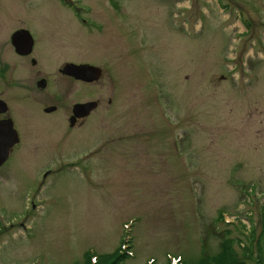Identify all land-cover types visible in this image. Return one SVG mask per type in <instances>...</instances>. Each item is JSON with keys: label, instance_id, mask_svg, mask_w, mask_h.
<instances>
[{"label": "rangeland", "instance_id": "1", "mask_svg": "<svg viewBox=\"0 0 264 264\" xmlns=\"http://www.w3.org/2000/svg\"><path fill=\"white\" fill-rule=\"evenodd\" d=\"M60 1L0 0V71L11 34L28 28L38 64L21 70L34 72L33 90L49 83L30 99L10 73L0 89L24 140L0 170V264H85L89 252L103 261L126 235L134 256L123 264L211 262L227 232L247 243L234 220L257 240L264 0H78L81 14ZM66 64L102 78L68 81ZM87 102L98 109L70 129L73 106ZM49 106L60 116H44Z\"/></svg>", "mask_w": 264, "mask_h": 264}, {"label": "flooded vegetation", "instance_id": "2", "mask_svg": "<svg viewBox=\"0 0 264 264\" xmlns=\"http://www.w3.org/2000/svg\"><path fill=\"white\" fill-rule=\"evenodd\" d=\"M20 30H22V29L20 28ZM20 30H18V31H20ZM18 31H16V32H18ZM15 33L11 34V38L9 39L11 47H12V50H13L12 58H10V61H8L4 65V68L0 71V89H1V87L3 85V82H7L8 74L10 76V73H12V75L10 77L14 80V85L17 86L20 89H24V90L29 91L30 92L29 98L30 99H34L33 95H34L35 92H37V88L39 89L38 90L39 92H44V90L46 88L47 89L49 88V83L47 82L46 79L40 80L38 82V84H36V88L34 87L35 91L30 86V83L33 80L31 78V73H34L32 70H36L35 67L38 64L37 60L34 58V55L36 54L37 48L39 46V43L36 42V40H35L36 38H35L34 39V44H33V50L31 52V54L25 55V56L19 55V54H17L15 52V49L12 46L13 45V37L17 34V33L15 34ZM1 59H2V56H1ZM13 60H14V62H12ZM29 66H30V68L32 70L31 69L28 70V71L21 70V69H24V67H29ZM36 74L38 75V72H36ZM62 78H66V80L74 82V80L72 78H67V77H65L63 75H62ZM32 84H34V82H32ZM0 92H2L3 95H6L7 92H8V86L7 85L5 86V92L4 91H0ZM2 93H0V94H2ZM4 97L0 95V124L4 123V122H6V121H8L10 119L9 109H8V111H4L5 104H7L8 108H9L8 103L5 101L6 97L5 98ZM34 104L36 105V100H35ZM35 109L38 111L39 108L35 107ZM47 109L48 108H45V110L43 111L44 112V114H43L44 116H51V115L55 114L57 112V110L59 109V107L57 109H55V111L53 113H50V114L46 113ZM30 119H33V116H30ZM86 120L87 119H85V120L76 119L75 121H73V126H74L73 128H75V127H77L79 125H82ZM13 122H14V128H16L15 121L13 120ZM19 129L23 132V130L20 127H19ZM17 132H19L18 129H17ZM22 132H21V135H22ZM21 135H19V136L22 139Z\"/></svg>", "mask_w": 264, "mask_h": 264}, {"label": "trees", "instance_id": "3", "mask_svg": "<svg viewBox=\"0 0 264 264\" xmlns=\"http://www.w3.org/2000/svg\"><path fill=\"white\" fill-rule=\"evenodd\" d=\"M220 221L222 222V218H220ZM255 235V230L251 227V237L253 241ZM236 246L240 247L242 250V253L239 255L235 251ZM220 248V253L213 256L211 262L206 261V259L209 258L207 257L205 259L203 258L199 264H264V213L262 214V229L254 245V259L252 252L253 249L249 248L246 244L243 245L241 240L232 238L230 232H227ZM124 258V256L116 252L112 256L105 258L101 264H122ZM85 264H91L89 257Z\"/></svg>", "mask_w": 264, "mask_h": 264}, {"label": "water", "instance_id": "4", "mask_svg": "<svg viewBox=\"0 0 264 264\" xmlns=\"http://www.w3.org/2000/svg\"><path fill=\"white\" fill-rule=\"evenodd\" d=\"M27 34V33H26ZM26 47H28L29 43L31 44V38L28 37L25 39ZM18 51H22L25 46L16 45ZM63 72L66 75L74 77L77 80H81L87 83H92L96 81L100 75L101 71L97 68L89 67V66H75L72 64H68L65 66ZM96 108L95 103L85 104V105H77L74 108V114L77 117H86L88 116L93 109ZM7 159V152H3L0 154V165L4 163Z\"/></svg>", "mask_w": 264, "mask_h": 264}]
</instances>
